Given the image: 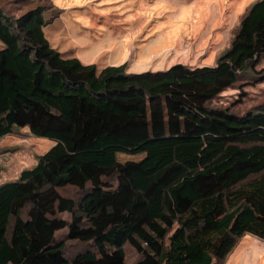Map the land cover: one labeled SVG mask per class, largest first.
<instances>
[{
	"label": "trees",
	"instance_id": "trees-1",
	"mask_svg": "<svg viewBox=\"0 0 264 264\" xmlns=\"http://www.w3.org/2000/svg\"><path fill=\"white\" fill-rule=\"evenodd\" d=\"M49 23L46 6H0V139L57 143L0 186V264H127L128 245L137 264H224L244 236L264 240V104L212 106L264 82V0L214 67L99 71L52 48ZM64 230L89 249L69 255Z\"/></svg>",
	"mask_w": 264,
	"mask_h": 264
},
{
	"label": "rangeland",
	"instance_id": "rangeland-1",
	"mask_svg": "<svg viewBox=\"0 0 264 264\" xmlns=\"http://www.w3.org/2000/svg\"><path fill=\"white\" fill-rule=\"evenodd\" d=\"M259 0H0V6L19 15L30 6L47 8L49 24L44 32L52 48L99 71L128 64V72L167 71L176 65L191 68L214 67L227 51L241 19ZM4 44L0 41V50ZM264 73V58L257 67ZM244 90H227L212 103L244 114L264 104V82L249 78ZM244 83V82H243ZM245 84V83H244ZM247 92L248 98L241 94ZM57 143L39 138L28 128L0 139V186L16 183L25 170L33 169L38 158ZM122 161H138L143 155H119ZM62 195L80 198L81 192L66 188ZM60 218L70 221L69 214ZM68 230L57 233L76 255L89 246L67 238ZM127 264L140 256L129 245ZM224 264H264V240L244 236Z\"/></svg>",
	"mask_w": 264,
	"mask_h": 264
}]
</instances>
